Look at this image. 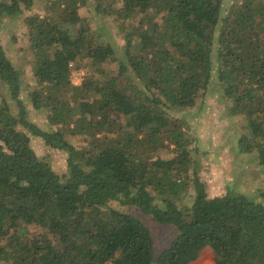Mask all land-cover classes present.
Listing matches in <instances>:
<instances>
[{"label": "trees", "instance_id": "obj_1", "mask_svg": "<svg viewBox=\"0 0 264 264\" xmlns=\"http://www.w3.org/2000/svg\"><path fill=\"white\" fill-rule=\"evenodd\" d=\"M114 2L50 0L24 19L32 85L0 39V264H190L205 247L214 264H264V205L209 197L210 148L173 114L215 91L243 125L238 154L264 173V0ZM33 3L0 0V23ZM102 16L123 38L116 50ZM40 111L43 125L28 119Z\"/></svg>", "mask_w": 264, "mask_h": 264}, {"label": "rangeland", "instance_id": "obj_2", "mask_svg": "<svg viewBox=\"0 0 264 264\" xmlns=\"http://www.w3.org/2000/svg\"><path fill=\"white\" fill-rule=\"evenodd\" d=\"M33 1L34 3L30 10L23 11V14L15 19H5L0 23V39L2 46L12 63L19 68L24 81L29 85H32L29 66L31 56L27 49V31L24 26V19L33 14L43 15L45 7L50 0ZM112 1H115L113 5H121V0ZM81 11L82 14H85V9ZM87 17L88 15H86V18ZM100 24L105 29L108 41L116 50L117 47L123 44V38L118 35L116 24L113 22L112 17L102 16ZM113 62L114 61H108L104 66L111 71L115 66ZM84 74L85 70L77 66H72L70 75L71 82L74 85H80ZM22 99L25 103L27 102L26 94L22 96ZM173 114L177 118H183L187 126L195 131V135L193 136H196L200 142L208 145L210 148V155L207 160H200L201 167L199 173L200 178H202L205 183V192L209 197L215 196L216 194H224L226 192L225 189L227 184L224 182V177H222L220 173H213V171L209 169L211 165L214 164L212 163V158L216 156L227 167L226 175L229 177V181L233 184L239 183L236 188L234 187L235 191L237 189L238 192L245 193V195L264 203L263 168L258 165L255 154H238L236 141L242 133L243 125L241 122L238 123V119L228 118L225 102H223L215 91H212L210 95L199 100L193 109L174 112ZM43 117V111L37 113V118L33 117L31 114L28 115V119L38 125L44 124ZM67 139L74 146L81 144L79 138L68 137ZM31 144L35 148L37 154L49 155L47 157L50 158L49 160H51V165L54 170L59 171L63 169L65 157L63 154H47L43 142L39 139H32ZM198 147L201 152L203 150L201 144ZM156 156L162 159H168L170 155L168 152L162 151L158 152ZM112 206L114 209L119 208L114 203ZM118 210H122V208ZM125 210L136 217L146 220L150 227L155 228L156 235L157 237H161V241H169L168 238H165L163 235V228L159 226L156 228L157 226H155V224L146 219V217H142L134 209L130 210V208H125ZM166 231L168 232L167 235L173 233L168 229Z\"/></svg>", "mask_w": 264, "mask_h": 264}, {"label": "flooded vegetation", "instance_id": "obj_3", "mask_svg": "<svg viewBox=\"0 0 264 264\" xmlns=\"http://www.w3.org/2000/svg\"><path fill=\"white\" fill-rule=\"evenodd\" d=\"M212 163H214V164L211 165V167L209 169L211 171H213V173H215V172L216 173H220V175L222 177H224V182H226L227 185H226V189H225L226 192L224 194H222V193L221 194H216L215 196H210L211 198L224 196V195L227 194V192L229 194H231L232 196L245 195V193L238 192L237 189H236L237 192L235 191L234 187L236 188V186L239 183L233 184L231 181H229V177L226 175L227 167L224 165V163H222L221 160H219L216 156H214L212 158ZM217 163H219V164H217ZM246 196H248V195H246ZM254 200H256V199H254ZM257 202H260L261 204L264 205V203L262 201H260V200H258Z\"/></svg>", "mask_w": 264, "mask_h": 264}, {"label": "crops", "instance_id": "obj_4", "mask_svg": "<svg viewBox=\"0 0 264 264\" xmlns=\"http://www.w3.org/2000/svg\"><path fill=\"white\" fill-rule=\"evenodd\" d=\"M214 257H213V252L209 247H205L201 250V252L198 255V258L196 261H199L201 263L205 261H211L214 264Z\"/></svg>", "mask_w": 264, "mask_h": 264}, {"label": "built area", "instance_id": "obj_5", "mask_svg": "<svg viewBox=\"0 0 264 264\" xmlns=\"http://www.w3.org/2000/svg\"><path fill=\"white\" fill-rule=\"evenodd\" d=\"M197 260V259H196ZM194 260L193 262H191L190 264H213V262L211 261H205L203 263L199 262V261H196Z\"/></svg>", "mask_w": 264, "mask_h": 264}]
</instances>
